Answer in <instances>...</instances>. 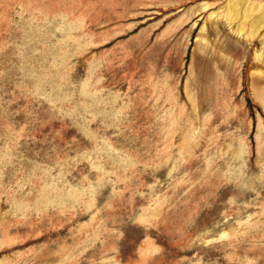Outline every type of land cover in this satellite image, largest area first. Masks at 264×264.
I'll return each instance as SVG.
<instances>
[{"label": "rangeland", "instance_id": "1", "mask_svg": "<svg viewBox=\"0 0 264 264\" xmlns=\"http://www.w3.org/2000/svg\"><path fill=\"white\" fill-rule=\"evenodd\" d=\"M0 264H264V0H0Z\"/></svg>", "mask_w": 264, "mask_h": 264}]
</instances>
